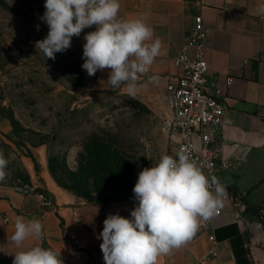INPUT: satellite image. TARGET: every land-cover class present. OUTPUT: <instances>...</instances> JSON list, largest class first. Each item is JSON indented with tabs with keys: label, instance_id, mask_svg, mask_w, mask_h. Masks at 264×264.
<instances>
[{
	"label": "crops",
	"instance_id": "crops-1",
	"mask_svg": "<svg viewBox=\"0 0 264 264\" xmlns=\"http://www.w3.org/2000/svg\"><path fill=\"white\" fill-rule=\"evenodd\" d=\"M120 4V16L128 20L144 16L153 29L152 40H161L160 55L136 82L134 98L151 106L160 98L167 103V84L181 72L174 57L183 50L197 14L203 15L208 28L209 87L234 77L223 130L212 143L217 160L231 162L230 168L216 175L227 189L221 212L209 224L201 220L195 237L159 257L158 264H264L260 217L264 208V0H120ZM94 30L95 26L84 29L71 44L83 46L84 36ZM110 71H98L97 89L128 95L126 87L114 90L109 85ZM153 75L159 77L158 83L151 82ZM49 190L48 197L0 185V264H12L18 250L11 240L17 216L38 218L43 224V238L29 237L24 249L50 248L60 252L64 264H105L102 239H97L103 221L117 212L130 218L137 202L133 198L92 202L62 188Z\"/></svg>",
	"mask_w": 264,
	"mask_h": 264
},
{
	"label": "rangeland",
	"instance_id": "rangeland-1",
	"mask_svg": "<svg viewBox=\"0 0 264 264\" xmlns=\"http://www.w3.org/2000/svg\"><path fill=\"white\" fill-rule=\"evenodd\" d=\"M44 4L0 0V149L10 160L0 185L100 203L133 198L138 173L175 150L168 104L98 90V71L81 67L83 46L46 58L35 47L49 31Z\"/></svg>",
	"mask_w": 264,
	"mask_h": 264
},
{
	"label": "clouds",
	"instance_id": "clouds-1",
	"mask_svg": "<svg viewBox=\"0 0 264 264\" xmlns=\"http://www.w3.org/2000/svg\"><path fill=\"white\" fill-rule=\"evenodd\" d=\"M44 8L40 19L49 31L35 47L46 58L55 60L56 53L71 47L73 37L95 26L84 36L82 69L88 76L110 69L109 85L114 90L126 87L128 95H136V82L161 50V40H152L154 32L144 16L123 18L120 0H45ZM150 80L158 83L159 77ZM9 163L0 149V183L7 179ZM132 191L137 203L130 218L109 213L97 236L105 264H158L159 257L191 241L200 221L211 219L227 195L226 186L211 170L206 173L184 151L163 154L155 165L140 171ZM43 235L40 219L17 216L11 240L18 250L12 264H64L60 252L39 245L22 247L29 237Z\"/></svg>",
	"mask_w": 264,
	"mask_h": 264
},
{
	"label": "built area",
	"instance_id": "built-area-1",
	"mask_svg": "<svg viewBox=\"0 0 264 264\" xmlns=\"http://www.w3.org/2000/svg\"><path fill=\"white\" fill-rule=\"evenodd\" d=\"M207 38L208 28L203 15L197 14L183 50L174 57V63L181 68V72L169 81L166 87L170 111L166 124L176 139L173 156L177 151H184L196 160L206 173L211 170L216 176L218 171L231 166L229 160H217L212 143L222 133L223 115L234 77L229 75L223 85L215 83L209 87ZM188 49H192L193 53ZM15 188L24 193L35 191V187L30 183H22ZM220 212L219 208L215 215ZM260 217L264 222V208L260 211ZM212 218L204 223H211ZM211 238L215 241L213 235Z\"/></svg>",
	"mask_w": 264,
	"mask_h": 264
},
{
	"label": "trees",
	"instance_id": "trees-1",
	"mask_svg": "<svg viewBox=\"0 0 264 264\" xmlns=\"http://www.w3.org/2000/svg\"><path fill=\"white\" fill-rule=\"evenodd\" d=\"M99 159H100V156H98V159H97V161H99ZM92 201V200H91Z\"/></svg>",
	"mask_w": 264,
	"mask_h": 264
}]
</instances>
